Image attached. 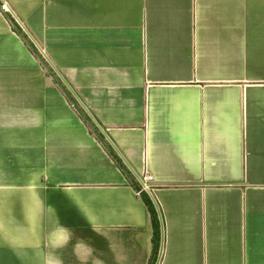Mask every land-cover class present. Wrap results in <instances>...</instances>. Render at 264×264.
I'll list each match as a JSON object with an SVG mask.
<instances>
[{"label": "crops", "instance_id": "obj_1", "mask_svg": "<svg viewBox=\"0 0 264 264\" xmlns=\"http://www.w3.org/2000/svg\"><path fill=\"white\" fill-rule=\"evenodd\" d=\"M0 2V264H264V0Z\"/></svg>", "mask_w": 264, "mask_h": 264}, {"label": "trees", "instance_id": "obj_2", "mask_svg": "<svg viewBox=\"0 0 264 264\" xmlns=\"http://www.w3.org/2000/svg\"><path fill=\"white\" fill-rule=\"evenodd\" d=\"M0 11L4 14L6 19L11 24L13 31L16 32L24 40L26 45H28V47L31 49V51L34 53V55L40 60V63L42 64V66H44L46 71L48 73H50V74L54 73V71L52 69V66L39 53L38 49L30 41V39H29L28 35L25 33L24 29H22V27L20 26L18 20L11 14V12L3 10L2 6H1V2H0ZM59 83H60V88L62 89V91L64 92L66 97L72 102V104L76 105L77 102H76L75 98L73 97V95L71 94V92L60 81H59ZM76 109H77L78 113L80 114V116L83 118L82 111L79 110L78 108H76ZM98 138L100 139V141L104 145V148L109 153V155L112 157L114 162L125 173H128V171H126V168L122 164L121 158L115 153V151L113 150L111 145L108 142L104 141V139H103L104 137L98 136ZM133 186H134L135 190L138 192V190L140 189V184L137 181V179H136V183H134ZM139 195H140L143 203L145 204V206H146V208L148 210V213L150 215L151 222H152V227H153V237H152L153 250H152V257L150 259L149 264H153L155 259H156V257H157V255H158V250H159V247H160L161 241H162V218H161V215L159 213V209H158L156 203L152 200L150 195L147 192H145V191H140Z\"/></svg>", "mask_w": 264, "mask_h": 264}, {"label": "built area", "instance_id": "obj_3", "mask_svg": "<svg viewBox=\"0 0 264 264\" xmlns=\"http://www.w3.org/2000/svg\"><path fill=\"white\" fill-rule=\"evenodd\" d=\"M2 8L4 11L8 10L5 4H2ZM136 179L140 184V189L138 190V193L140 191H145L147 193L151 192V190L153 188V185H152L153 180H152V176L150 174L144 173L141 175H136Z\"/></svg>", "mask_w": 264, "mask_h": 264}]
</instances>
